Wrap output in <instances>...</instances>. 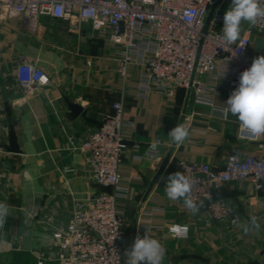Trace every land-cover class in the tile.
<instances>
[{"label": "crops", "instance_id": "obj_1", "mask_svg": "<svg viewBox=\"0 0 264 264\" xmlns=\"http://www.w3.org/2000/svg\"><path fill=\"white\" fill-rule=\"evenodd\" d=\"M230 3L220 0L213 12L223 15ZM222 27L223 22L216 28L220 34ZM249 27L242 25L241 37ZM116 52L108 36L89 22L41 16L31 32L22 15L0 7V137L8 148L12 126L21 151L7 150L2 157L0 204L7 214L0 224V264H39L51 230L67 222L75 202L106 190L93 181L85 155L72 143L80 145L113 114L117 102L126 121L133 123L125 129L129 148L119 167L128 190V198L118 203L123 251L146 234L142 225L164 246L162 264H264V188L258 191L251 181L241 180L215 192L240 214L236 226L212 220L207 204L193 215L182 199L171 201L165 192L167 177L179 171L181 161L222 169L230 156L264 155L257 145L239 138L237 118L225 114L228 85L216 87L212 105L197 103L194 88H179L172 97L153 92L141 99L131 89L141 69L130 68L123 81ZM250 52L264 56V35L253 33ZM23 64L42 69L48 83L23 89L17 81ZM200 81L212 87L209 77ZM72 106L81 111L75 114ZM177 124L190 130L184 144H174L168 136ZM157 139L162 141L159 160L140 159ZM152 200L161 213L148 215ZM252 216L259 229L245 233L239 225ZM173 225L188 227L187 236L172 235Z\"/></svg>", "mask_w": 264, "mask_h": 264}, {"label": "built area", "instance_id": "obj_2", "mask_svg": "<svg viewBox=\"0 0 264 264\" xmlns=\"http://www.w3.org/2000/svg\"><path fill=\"white\" fill-rule=\"evenodd\" d=\"M219 1L0 0V7L22 15L31 32L37 30L41 16L89 22L117 48L118 75L123 81L128 79L130 68L141 69L136 85L131 87L138 98L145 99L153 92L172 97L179 88H194L197 103L212 105L220 83L228 85V98L238 87L241 73L257 58L250 52L253 33L264 35V20H259L244 31L236 44L225 45L222 34L216 30L223 15L213 12L209 24L206 23ZM203 76L210 78L212 87L200 81ZM17 81L23 89L32 90L45 86L48 78L42 69L23 64L17 70ZM125 89L130 87L124 88L123 93ZM127 127H133V123L126 121L123 105L117 102L113 114L80 145L72 143L85 155L93 181L106 190L89 200L75 202L67 222L51 230L45 251L38 256L39 264H125V252L120 245L123 215L118 203L128 198L119 173L129 148ZM239 138L264 152V136L251 137L239 127ZM161 145V140L153 141L140 159L158 161ZM6 152L7 145L0 137V179ZM178 168L194 181L192 197L198 204H207L211 219L232 226L239 224L240 214L216 198L215 192L227 183L241 180L251 181L258 191L264 188V155L244 159L230 156L222 169L184 161L179 162ZM151 204L152 212H145L144 216L162 212L154 200ZM139 228L147 232L144 226ZM169 230L178 238L188 234L186 226L173 225Z\"/></svg>", "mask_w": 264, "mask_h": 264}, {"label": "clouds", "instance_id": "obj_3", "mask_svg": "<svg viewBox=\"0 0 264 264\" xmlns=\"http://www.w3.org/2000/svg\"><path fill=\"white\" fill-rule=\"evenodd\" d=\"M222 19V40L225 45H234L241 39L244 23L255 26L259 20H264V0H231ZM226 71L227 68L220 78ZM225 105V114L235 116L243 132L251 137L264 136V56L255 58L251 67L241 73L239 85ZM168 136L174 144H184L190 136V130L184 124H177L168 132ZM193 184L191 178L177 171L167 177L165 192L171 201L182 199L186 208L195 215L202 203L198 204L192 197ZM6 214L7 207L0 204V224ZM239 226L245 233L259 229L255 216ZM124 256L125 264H162L165 248L158 239L149 235L147 229L142 238L139 235L135 238L134 244L126 250Z\"/></svg>", "mask_w": 264, "mask_h": 264}, {"label": "water", "instance_id": "obj_4", "mask_svg": "<svg viewBox=\"0 0 264 264\" xmlns=\"http://www.w3.org/2000/svg\"><path fill=\"white\" fill-rule=\"evenodd\" d=\"M215 7L210 11L209 15H208V18H207V25L209 24L210 20H211V17L213 15V11H214ZM71 109L73 110V112L75 114L79 113L81 110L79 107L77 106H72ZM8 148L7 150L10 152V153H15V154H19L21 153L19 147H18V143H17V137H16V134H15V131H14V128L11 126L10 127V131H9V134H8ZM250 264H258V261H253L252 263Z\"/></svg>", "mask_w": 264, "mask_h": 264}]
</instances>
